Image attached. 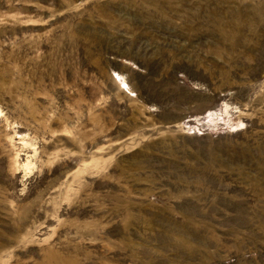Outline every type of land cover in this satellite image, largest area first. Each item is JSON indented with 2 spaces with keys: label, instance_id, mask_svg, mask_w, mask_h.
Wrapping results in <instances>:
<instances>
[{
  "label": "rangeland",
  "instance_id": "374dc122",
  "mask_svg": "<svg viewBox=\"0 0 264 264\" xmlns=\"http://www.w3.org/2000/svg\"><path fill=\"white\" fill-rule=\"evenodd\" d=\"M0 264H264V0H0Z\"/></svg>",
  "mask_w": 264,
  "mask_h": 264
}]
</instances>
